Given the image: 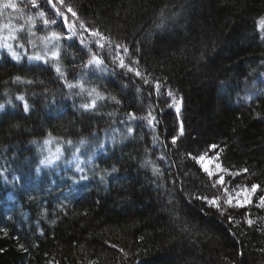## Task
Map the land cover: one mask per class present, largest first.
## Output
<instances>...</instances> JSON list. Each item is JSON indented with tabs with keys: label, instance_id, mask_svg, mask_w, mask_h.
I'll list each match as a JSON object with an SVG mask.
<instances>
[{
	"label": "trees",
	"instance_id": "trees-1",
	"mask_svg": "<svg viewBox=\"0 0 264 264\" xmlns=\"http://www.w3.org/2000/svg\"><path fill=\"white\" fill-rule=\"evenodd\" d=\"M13 2L16 10L0 9V26L23 25L16 51L39 53L48 63L0 56V103H14L0 112V179L5 174L14 182L11 209H0V264H264V209L253 200L244 208L225 206L221 215L195 199L221 193L189 156L219 153L231 171L248 169L234 179L225 175L230 190L259 184L255 199L264 194V39L258 30L264 0H64L79 19L53 0L77 35L47 47L40 37L70 34L63 16L47 0H37L36 8L30 0ZM40 11L57 24L46 28ZM80 21L112 45L97 47ZM53 43L58 61L50 58ZM115 44L129 48L126 63L138 59L142 73L161 81L160 97L117 67ZM93 55L104 64L86 67ZM93 88L104 99L85 110ZM168 89L183 98L179 118L166 103ZM150 111L159 121L154 129L147 119L127 116ZM173 136H179L175 146ZM47 139L73 145L85 139L83 155L94 156L80 177L88 179L68 174L71 179L60 182L30 172L32 146ZM212 144L217 149L209 150ZM153 165L160 169L155 175ZM7 192L0 186V196Z\"/></svg>",
	"mask_w": 264,
	"mask_h": 264
},
{
	"label": "snow or ice",
	"instance_id": "snow-or-ice-1",
	"mask_svg": "<svg viewBox=\"0 0 264 264\" xmlns=\"http://www.w3.org/2000/svg\"><path fill=\"white\" fill-rule=\"evenodd\" d=\"M30 3H31V6L33 8L38 7L37 0H30ZM47 3L49 5H51L52 8H54L56 10L57 16H63V23L67 27L68 32L70 34L65 36L63 33H57L56 31H52L50 33V35L40 37L41 41L45 42V46L47 47V45L49 43H52L54 41H59L62 37L64 39L71 40L73 36L77 35V32L75 31L76 25L69 23L68 17L64 16V13L61 11V9L59 7H57V4H60V5L67 7V11L69 13H71L72 17H77V19H79L77 12L73 10L71 5H65L64 0H57V4H54L53 0H47ZM0 9L16 10L17 4L14 3L13 0H6V2L0 3ZM38 14H39V17L43 20V24L45 25L46 28L50 24H52V25L57 24V20L55 18H53V17H47L46 18L44 11H40ZM26 23L31 24V27L28 29L29 33L32 35H35V33L32 32V28L35 27V23L32 20V17H29L28 21H26ZM162 26L163 25H157V27H162ZM4 27L8 28L9 31H8L7 36H0V48H6L13 60L20 61L21 55L17 51H15L13 48V45L11 43H8L7 41L18 40L17 33L24 30L23 25H21L19 27H14L12 25L6 24V25H4ZM79 28L83 29L84 32H87L90 36H92L94 38V42L97 45V47L104 49L106 44L109 46L112 45V41H111L110 37L106 36L99 29H97V28H91L90 29V28L86 27V25L83 21L79 22ZM258 30L262 33L261 38L264 39V19H261L259 21ZM29 42L31 43V41H29ZM80 43L81 44L84 43L83 37H81ZM18 46L21 48L24 47L23 44H19ZM114 48H115V51H114V55H113V62L117 65V67L125 70L127 73H133L137 78L142 79L144 81V84L152 85V87L154 88L155 94L157 95V97H160L162 95L161 89L163 87L161 81L159 79L152 80L149 78L148 75H146L145 73H142L138 67V65H139L138 59H135V60L130 59L128 63L125 62V57L128 56V53H129V48L127 46L121 45V44H115ZM121 50H122L123 54H121ZM110 54H112V53L110 52ZM59 55H60L59 45L53 43V51L51 52L50 58L58 61ZM28 60L29 61H43L44 63H48V58L46 56L40 55L39 53H37L35 55L28 56ZM103 64H104L103 59L97 57L96 55H93L87 61V65H85V66L87 67V66H91V65H96L97 67H99ZM55 70L58 74L63 76V72L61 70V67L59 66V63H57L55 65ZM100 70L104 71L103 68H101ZM14 80L19 82V81H22V78L20 76H16L14 78ZM26 82L32 83V81H26ZM67 86L69 88H73V87L78 86V87H80L81 91H84V87L82 84L76 85V84L68 83ZM138 91H139V89H138ZM88 95L90 97L94 95L95 98H93L90 103H86V104L81 105V107L84 108L85 110L95 109L96 104H97V100L98 99H104V97L95 88L88 91ZM166 95H167V97L170 98V102L166 101V103L168 104L169 107L174 108L176 116H177V118H179L180 112H181V107L183 104V98L177 97L171 89H168L166 91ZM17 99L23 101L24 97L18 96ZM112 99L115 100L116 103H119V101L116 100L115 97H112ZM3 108H4V105H0V110H2ZM28 108H29L28 104L25 103L24 104V111L27 112ZM127 116H128L129 120L147 119L148 124L151 125L153 127V129L155 128V125L159 122V121H157L156 117L152 114L151 111L148 113L147 117H138L135 113H131V112L128 113ZM132 132H133V128L131 126H128L127 127L128 135H131ZM183 135H184V124H183V121H180L179 136H183ZM179 136H173L171 138V144L172 145L175 146L177 144V140H178ZM44 143L48 144V143H50V140H45ZM66 143L69 146H72L73 141L68 140V141H66ZM86 143H87V141L85 139H81L79 141L80 146H83ZM217 147L218 146L215 144L209 145V150H215V149H217ZM79 152H80V147H76L74 150V154L79 153ZM61 154H62V150H61V148L58 147L55 155H50L49 157H46L45 159L40 161V164L43 166H46V167L53 166L54 164H56L57 161H59ZM189 156L193 160H195V162L199 165L200 169L207 175L208 178H210L212 180L211 186L213 188H218V192L221 193L219 195H213L211 197L208 195H205V194H200V195L195 196V199L201 200L209 208L217 209L221 215H224L225 206L227 208H244V207H246V205L253 203L252 197L260 188L259 184H252L250 187L248 185H243V186L235 185L230 190L229 187H227V185L230 184V181L225 180V175L233 177V179H234L236 176L240 175L241 172L247 173V171H248L247 168L241 169L240 171H237V172L231 171L230 169H228L222 165V163L220 162L219 153H216L212 156H209L207 154L192 155L191 153H189ZM77 159H78V157H77ZM160 159H164V157L161 156ZM147 163L150 164L151 161H148ZM37 171H39V169H37ZM105 171H107V170H105ZM111 171L115 172L116 169L113 168ZM159 172H160V169L158 167H156L155 165H153V174L155 175ZM104 178H105L104 176L100 177V179L102 181L104 180ZM80 179L86 180L88 178L86 176H81ZM255 206L258 208H264V196L259 197L258 203H256ZM228 220L231 222L232 216H228ZM246 222H247L249 227H251L254 224V221L251 218H246ZM54 223H55V221H53V224ZM5 235H7L6 232H5ZM20 247L24 251H27V249L24 248V245L21 244Z\"/></svg>",
	"mask_w": 264,
	"mask_h": 264
},
{
	"label": "rangeland",
	"instance_id": "rangeland-1",
	"mask_svg": "<svg viewBox=\"0 0 264 264\" xmlns=\"http://www.w3.org/2000/svg\"><path fill=\"white\" fill-rule=\"evenodd\" d=\"M8 31H9L8 28H5L4 26H0V36H7ZM7 42L11 43L12 45L14 43L13 40H9ZM13 48L16 51V47L13 46ZM17 52L21 55L20 60H22L23 57H26L28 60V56H26L23 51L21 52L17 51ZM1 55H6L12 59L11 55L9 54L6 48H0V56ZM32 62H40V61H32ZM13 104L14 103L11 101L0 103V105H4V108L0 110V112L5 109H11L13 107ZM47 140H50V143L45 144L44 143L45 140H44L40 144L36 146L35 145L32 146L33 152H34V164L30 166L29 168H30V172L36 175V177L41 176V175H46V176L54 175V176H57V179L60 182H63L65 180L71 179L70 176L72 178L73 176L80 177V175H82L83 173L84 168L92 162V157L94 155H90V156L83 155L84 149L86 148L85 145L80 146L79 144L77 145L72 144V146H69L67 143L63 144L62 142L57 141L55 139H47ZM58 147L61 148L62 150V154L60 155L59 161H57L56 164H54L53 166H49V167L41 165L40 161L45 159L46 157H49L50 155H55ZM76 147H80V152L74 154V150ZM24 162H25L23 164L24 166H29V162H30L29 160L28 161L25 160ZM37 169H39V171H37ZM10 173H12V171H10ZM1 174L2 173H0V175ZM12 179L13 177H11L10 179H6L5 174L0 179V186H7V191H8L5 195L0 196V206H1L0 209L4 211V213H8L14 201V197H13L14 195L12 192L13 186L9 184L10 182L14 184ZM8 185L11 187L10 189ZM76 185H77V182L74 181L73 179L72 186L74 187ZM73 189L74 188H72L71 190L73 191ZM261 195L264 196L263 193ZM255 198H256V193L253 195L252 199L256 200V203H258L259 198L258 199H255Z\"/></svg>",
	"mask_w": 264,
	"mask_h": 264
}]
</instances>
